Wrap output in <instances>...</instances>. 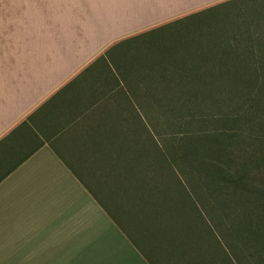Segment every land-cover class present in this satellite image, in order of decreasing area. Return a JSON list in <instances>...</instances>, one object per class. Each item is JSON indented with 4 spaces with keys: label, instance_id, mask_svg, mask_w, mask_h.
Returning <instances> with one entry per match:
<instances>
[{
    "label": "crops",
    "instance_id": "crops-1",
    "mask_svg": "<svg viewBox=\"0 0 264 264\" xmlns=\"http://www.w3.org/2000/svg\"><path fill=\"white\" fill-rule=\"evenodd\" d=\"M222 1L0 0V264H228L149 166V31Z\"/></svg>",
    "mask_w": 264,
    "mask_h": 264
},
{
    "label": "trees",
    "instance_id": "trees-1",
    "mask_svg": "<svg viewBox=\"0 0 264 264\" xmlns=\"http://www.w3.org/2000/svg\"><path fill=\"white\" fill-rule=\"evenodd\" d=\"M228 3L222 1L195 13L214 14ZM255 10L257 17L250 20L264 16V0L257 4ZM227 21L229 24L222 28L215 27L210 32V36L215 35L212 39L218 48L213 67L202 70L197 66L195 72L187 64L185 75L182 81L179 80V84L182 83L179 91L168 89L159 93L157 98L167 102L169 110L175 112L187 109L194 113L209 105L221 107L223 102L233 98L235 104L241 102L235 108L237 112L234 117L230 118L234 127L221 134L219 131L215 135L205 132L194 139L192 148L188 149L174 140L168 146L149 131V148L168 161L174 177L185 184L186 195L196 201L197 191L200 190V197L209 201V209H215V213L219 212L226 221L227 233H231L235 239H246L252 243L247 251L248 256L255 263L264 264V185L251 180L243 168L234 166L228 160L234 141L239 150L246 152L247 145L257 147L264 139V31L262 29L254 45L243 43L242 37L247 36L250 28L246 22L247 16L237 14ZM204 59L207 65L208 58ZM228 92L233 93L228 96ZM248 93L256 95L255 102L260 104V108L252 106L245 109L242 100ZM248 115H251V119L247 118ZM199 121L205 123L208 119ZM240 137L243 138L238 139ZM199 151L207 153L200 157ZM259 159L263 161L264 156L260 155Z\"/></svg>",
    "mask_w": 264,
    "mask_h": 264
},
{
    "label": "rangeland",
    "instance_id": "rangeland-1",
    "mask_svg": "<svg viewBox=\"0 0 264 264\" xmlns=\"http://www.w3.org/2000/svg\"><path fill=\"white\" fill-rule=\"evenodd\" d=\"M224 1L229 2L227 6L219 11L217 10L214 14L211 12L195 13L189 17L151 30L147 36L149 42V131L160 142L164 140V143L168 146H171L172 144L169 142L174 140L181 143L185 149L192 148L194 139L196 140L197 137L203 136L205 132L217 134L219 131V134H221L234 127L230 118L234 117L237 112L235 108L241 102L236 103V105L233 98L223 102L221 107L209 105L207 108L198 109L196 113L187 109L181 111L179 109L174 112L168 109L170 105L167 102L157 98L160 95L159 93L168 89L170 91H179V87L182 85V83L179 84V80L181 79L182 81L187 64L191 71L195 69V72L197 66H200L202 70H209L210 66L211 68L213 67V60L218 54V48L212 39L215 35L210 36V32L215 27L222 28L224 25L229 24L227 21L229 17H235L237 14L247 16L246 22L250 28L246 33L247 36L242 37L243 43L250 42L254 45L257 42L262 29L264 31V16L259 17V20H250V18L257 17L255 9L261 0ZM243 21L245 22V19ZM255 23L259 25H253ZM204 58H208L207 65L204 64ZM231 93L233 92H228V96ZM245 97L242 100L243 106L246 107L245 109L252 106L261 107L258 102H255V94L248 93ZM262 107H264L263 104ZM195 114H197L196 117H194ZM247 118L251 119V115H248ZM199 119H208V121L202 123ZM246 150V152L239 150L234 141L228 154V160L234 166L243 168L248 173V176L252 178L251 180L263 186L264 160L259 159V156H264V139L257 147L247 145ZM205 153L207 152L199 151V156L201 157ZM259 160L260 162L257 163ZM149 166H155L162 170L161 173H156L157 175L161 174L167 179L172 178V167H170L168 161L164 160L156 150L150 148ZM200 196L201 191L198 190L196 212L199 211L198 207L200 206L203 229L207 227L217 233L218 247L215 250H217L218 258L220 259L222 254L224 261L228 264H257L248 256L247 252L252 243L246 241V239H235L231 233H227L226 221L221 218L219 212L215 213V209H209V201ZM121 223L128 225L126 222ZM217 263L221 264L219 260H217Z\"/></svg>",
    "mask_w": 264,
    "mask_h": 264
}]
</instances>
